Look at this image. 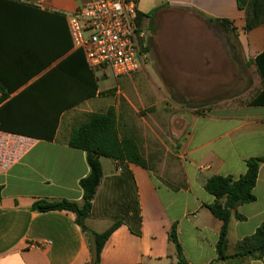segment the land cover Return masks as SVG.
<instances>
[{"label": "crops", "instance_id": "1", "mask_svg": "<svg viewBox=\"0 0 264 264\" xmlns=\"http://www.w3.org/2000/svg\"><path fill=\"white\" fill-rule=\"evenodd\" d=\"M87 1L0 0V93L12 92L0 107L29 92L10 110L9 123L17 126L7 132L39 126L50 130L58 118L52 140L32 137V149L0 173V264H92L89 237L75 214L40 213L33 205L62 199L83 203L80 181L90 169L86 153L71 148L68 140L89 114L110 107L119 116L120 135L137 142L147 168L100 158L103 178L85 225L95 235L117 227L98 264H178L176 244L169 238L174 225L187 264H264V256L218 260L222 221L210 211L216 199L205 188L211 177L238 179L249 159L264 158V107L250 105L262 91L255 58L264 51V24L246 31V13L237 0H137L143 15L140 27L151 45L148 57L157 60L167 50L164 41H175V25L197 26L195 45L178 53L181 62L190 60L193 71H218V81L208 91L218 88L230 94L205 97L201 112L195 108L179 118L185 129L174 127L168 133L161 123L138 117L141 110L165 106L159 94L168 88L155 86L159 101L152 103L148 99L154 87L140 84L149 81L147 68L115 78L93 72L87 60L89 68L81 58H71L76 50L66 14ZM223 20L229 23H218ZM165 27L171 30L169 37L161 38ZM247 68L255 92L247 82ZM113 88L112 98L106 92ZM132 114L144 130L141 134L129 118ZM153 126L160 127L163 136ZM253 192L255 201L232 211L228 255L264 224V163Z\"/></svg>", "mask_w": 264, "mask_h": 264}, {"label": "trees", "instance_id": "2", "mask_svg": "<svg viewBox=\"0 0 264 264\" xmlns=\"http://www.w3.org/2000/svg\"><path fill=\"white\" fill-rule=\"evenodd\" d=\"M237 1L239 8L246 13V31H251L264 24V0ZM142 16L141 13H138L139 24ZM218 23L225 25L229 22L223 20ZM144 51H147L146 47H144ZM74 54L75 55L71 58H81L86 68H89L81 50H76ZM255 64L262 81V91L250 102V105L264 107V51L255 58ZM88 73L93 79L94 75L92 71ZM3 83L4 82H2V84ZM96 91L97 87L94 80V93H96ZM11 93V91L8 93L2 92V95L0 93V105ZM28 94V91H24L16 98L6 102L0 107V130L15 131L17 125L9 123L8 115L10 114V110L18 104L19 100H22ZM42 113L44 114L45 111H42ZM57 122L58 118L56 117L54 126L50 128V130H48L47 127L39 126L37 128H30L29 130H20L21 132L16 133L31 138H46L52 140L55 136ZM68 145L71 148L79 149L86 153L90 172L80 181V187L84 193L83 203L79 204L66 199L39 200L33 205V210L40 213L53 211L71 212L76 216V223L86 233L87 237H89L91 232L87 229L85 222L91 214L92 203L97 188L103 178L100 158L107 157L117 162L125 161L144 168H147V163L142 156L137 142L127 134L120 135L119 116L114 107H110L105 113L89 114L86 120L72 131L68 140ZM262 163H264V158H251L247 161L246 173L240 178L234 179L233 177L213 176L206 182L205 188L207 192L216 199L215 203L209 206V209L217 219L222 221L220 237L217 244L219 261L231 259L259 260L264 256V224L256 230L255 234L238 242L232 255L227 254L228 229L232 211L238 206L255 201L253 191L257 183L259 169ZM237 217L239 219L242 218L240 216ZM116 227L117 226H114L109 231L100 235L94 234L98 247L97 264L99 263L100 254L106 241ZM169 238L176 244L177 252L180 257L178 264H187L181 257L182 248L177 240L176 225L172 227Z\"/></svg>", "mask_w": 264, "mask_h": 264}, {"label": "built area", "instance_id": "3", "mask_svg": "<svg viewBox=\"0 0 264 264\" xmlns=\"http://www.w3.org/2000/svg\"><path fill=\"white\" fill-rule=\"evenodd\" d=\"M73 48L95 73L130 76L148 65L146 32L138 21L137 0H88L66 14ZM36 140L0 130V173L18 164Z\"/></svg>", "mask_w": 264, "mask_h": 264}, {"label": "rangeland", "instance_id": "4", "mask_svg": "<svg viewBox=\"0 0 264 264\" xmlns=\"http://www.w3.org/2000/svg\"><path fill=\"white\" fill-rule=\"evenodd\" d=\"M196 27L197 26L191 27L190 25L183 23L175 25L172 28V31H174L173 39H175V41H173L172 44L167 40L164 41L167 50L161 51L158 54L157 60L152 58L150 59V57H148V65L146 68L147 72H149V81H143L140 83H143L146 88L151 89L154 87L151 95L149 96L150 98L148 99L152 103L159 101V99H157V95L155 94V86L164 85L168 88L164 89L165 91H162L159 94L161 98H165V101H163L165 103L163 109H161V107L160 109L147 108L145 110H141L138 114V117H144L147 120H150L151 123L152 120L161 123L159 124L161 125L160 127L168 130V133H171V129L174 127L185 129L186 126H183V124L179 121V118L186 117L187 114L192 112L195 108L198 109V112H201L202 107L206 104V100L203 101L205 97H211V99H221L230 95L221 94L223 92H221V90L219 91L218 88L213 92L208 91V89L210 90L209 86H213L218 81L216 79L218 71H211L210 73L196 70L193 71L191 68L192 62L190 60H186L183 63L181 62L182 58L178 53L179 51L187 50L191 47V45H195L194 42L198 38ZM170 31L171 30H169L168 27H165V29L161 28L160 37L162 38L164 35L165 37H169ZM153 43L155 44L154 38ZM149 44V41H144V46L147 48V54H149L151 49V45ZM170 45H172V49L169 47ZM247 82L252 83L251 87L254 86L255 92L256 88L254 85V76L248 68ZM115 92L116 91L113 88L108 90L106 93L109 94L108 96L113 98V96H115ZM123 100L124 99L121 98V101ZM172 117L175 118L174 121ZM129 118H131L134 124L137 123V118L133 114L129 115ZM135 127L138 128V125L136 124ZM160 127L153 126L156 134L163 136V131L161 133ZM146 129H148V127ZM143 131L142 126H139L138 133L141 134ZM154 144L156 145V142Z\"/></svg>", "mask_w": 264, "mask_h": 264}, {"label": "water", "instance_id": "5", "mask_svg": "<svg viewBox=\"0 0 264 264\" xmlns=\"http://www.w3.org/2000/svg\"><path fill=\"white\" fill-rule=\"evenodd\" d=\"M91 253H92V264H97L98 259V247L96 242V236L92 233L89 235Z\"/></svg>", "mask_w": 264, "mask_h": 264}]
</instances>
